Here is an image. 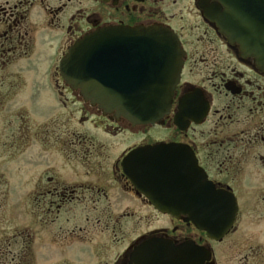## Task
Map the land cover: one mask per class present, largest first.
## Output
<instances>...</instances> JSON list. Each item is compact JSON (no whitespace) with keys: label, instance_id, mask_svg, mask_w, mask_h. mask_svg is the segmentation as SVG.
Returning <instances> with one entry per match:
<instances>
[{"label":"flooded vegetation","instance_id":"flooded-vegetation-1","mask_svg":"<svg viewBox=\"0 0 264 264\" xmlns=\"http://www.w3.org/2000/svg\"><path fill=\"white\" fill-rule=\"evenodd\" d=\"M232 11L235 43L224 32ZM153 26L173 31L183 52L180 81L160 123L135 126L104 117L70 89L61 63L77 40L102 28ZM32 71L39 73V84L30 78ZM0 74V91L8 87L0 92V112L15 98V87H54L57 99L63 90L76 94L81 122L96 116L106 128L108 143L65 145L62 176L46 178V213L65 211L68 224H75V208L81 206L88 222V228L74 226L80 239L57 246L61 262L164 264L165 256L178 264L247 262L230 238L242 199L250 194L243 196L242 185H264V0H0ZM42 132L32 129L29 141H41ZM121 138L123 143L111 141ZM161 144L193 153L215 190L236 201L235 220L225 234L211 237L187 215L158 210L133 185L125 159ZM110 151L121 153L111 160ZM50 170L45 167L44 176Z\"/></svg>","mask_w":264,"mask_h":264},{"label":"water","instance_id":"water-1","mask_svg":"<svg viewBox=\"0 0 264 264\" xmlns=\"http://www.w3.org/2000/svg\"><path fill=\"white\" fill-rule=\"evenodd\" d=\"M235 19L232 11L224 23L232 43L237 41ZM182 67V48L171 30L109 27L78 40L63 59L61 73L103 116L136 126L160 123L169 113ZM124 170L158 210L187 215L211 237L222 236L233 225L236 201L215 190L185 148L161 144L136 149L125 159ZM164 260L178 264L172 256Z\"/></svg>","mask_w":264,"mask_h":264},{"label":"rangeland","instance_id":"rangeland-1","mask_svg":"<svg viewBox=\"0 0 264 264\" xmlns=\"http://www.w3.org/2000/svg\"><path fill=\"white\" fill-rule=\"evenodd\" d=\"M30 78L38 83L39 73L32 71ZM34 88L18 92L15 87V98L10 97L11 104H5L0 112V264H65L61 262L57 246L65 239H80L74 226L88 228V222L81 215V206L75 208L78 217L75 224H68L69 215H65V211L46 213L50 199L43 195L50 186L46 178L62 176L59 162L65 145L90 146L109 141L102 132L106 131L104 124L96 116L81 122L84 116L80 102L73 97L76 94L63 90V98L57 99L59 93L54 87ZM7 90L6 86L0 92L4 94ZM11 128L16 131H9ZM32 129L36 134L43 131L41 141H29L27 134ZM123 140L111 141L123 143ZM116 153L109 152L111 160L121 152ZM45 167L46 170L51 168L47 176L43 172ZM242 186L243 196L250 194L249 198L242 199L245 204L230 239L239 258L247 260L243 264H264V185ZM73 231L76 235L70 238L68 235ZM66 262L77 263L75 259Z\"/></svg>","mask_w":264,"mask_h":264}]
</instances>
